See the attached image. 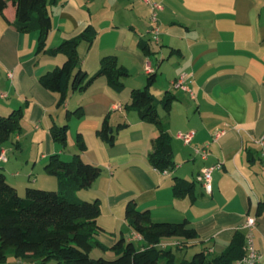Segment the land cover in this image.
<instances>
[{
    "label": "crops",
    "instance_id": "0c3cea01",
    "mask_svg": "<svg viewBox=\"0 0 264 264\" xmlns=\"http://www.w3.org/2000/svg\"><path fill=\"white\" fill-rule=\"evenodd\" d=\"M152 1L160 7L154 10L145 0H58L51 6L48 48L93 26V44L79 45L83 67L92 75L102 57L113 54L130 73L121 92L99 77L86 90L72 91L61 107L58 95L39 77L62 65L66 56L37 52L39 32H19L0 14V113L25 106L22 129L5 143L8 160H0V168L12 167L7 177L20 193L29 185L57 190V178L45 165L55 153L73 158L80 132L87 143L81 156L102 168L92 186L77 193L101 204L98 223L103 230L95 238L107 249L96 246L92 252L98 248L114 254L112 246L122 237L142 242L126 220L127 204L134 199L154 221L188 220L196 228L198 238L179 249L181 239H163L162 246L177 253L205 246L221 253L248 217H256L254 245L259 264H264V214L257 215L264 202V0ZM5 15L16 18L12 2ZM146 41L151 52L141 47ZM151 73L157 78L151 87L157 98L173 94L170 110L159 108L172 135L173 170L161 171L150 162L158 126L125 108L132 90L145 87ZM183 73L190 74L187 83L194 95L173 88ZM78 107L84 115L69 119L67 112ZM108 113L113 126L128 123L115 145L97 133ZM54 122L70 125L66 148L53 139ZM189 131L195 135L187 144L179 134ZM206 146L209 154L204 158L196 148ZM219 162L222 168L214 170L209 193L198 177ZM176 176L195 180L194 194L175 196Z\"/></svg>",
    "mask_w": 264,
    "mask_h": 264
},
{
    "label": "trees",
    "instance_id": "16d2710c",
    "mask_svg": "<svg viewBox=\"0 0 264 264\" xmlns=\"http://www.w3.org/2000/svg\"><path fill=\"white\" fill-rule=\"evenodd\" d=\"M9 2L16 7V18L11 21L5 15ZM58 0H0V13L19 32L38 31L37 52L51 55L63 53L64 63L39 77L40 83L49 91L58 95V107L65 105L72 91L86 90L99 77H105L111 88L121 92L126 87V78L130 75L125 66L119 63L116 55L102 57L100 67L94 74L83 67V57L79 45L87 42L92 45L97 30L87 27L79 36L67 39L59 45L48 48L47 40L53 27L51 6ZM146 52H151L148 41L140 42ZM156 74L151 73L147 84L134 88L131 101L126 103L127 110H135L145 121L156 124L160 130L153 141L149 154L151 164L161 171L173 170L176 163L173 158L172 135L168 123L159 113L163 106L170 110L173 94L157 98L151 90L156 82ZM171 93V92H169ZM84 110L78 107L69 110L67 117H82ZM25 106L13 109L7 114L0 113V153L13 134L22 129ZM110 113L106 114L97 133L109 145H115L120 129L128 126L122 122L113 126ZM70 125L68 122L51 126L53 139L63 148L67 147ZM79 152L73 158L64 159L60 154H52L45 165L47 173L55 176L58 189H46L29 185L21 195L15 185L0 168V264L9 253L18 259L47 264L56 260L57 264H237L247 254V230L239 228L228 247L216 253L205 246L194 253L191 259L178 261L177 251L162 246L165 238H179L176 249L198 238L196 228L188 220L182 222L154 221L148 210L138 208L134 199L126 207V220L133 230L141 235L142 242L127 241L122 237L112 246L114 257L94 258L91 252L99 246L106 250L95 236L103 228L98 223L101 204L97 200H85L78 191L92 186L99 177L102 168L87 162L81 152L87 149L83 135L76 136ZM195 180L176 176L173 192L177 197L194 194ZM264 214V202L258 206L257 215Z\"/></svg>",
    "mask_w": 264,
    "mask_h": 264
},
{
    "label": "built area",
    "instance_id": "2783aa9c",
    "mask_svg": "<svg viewBox=\"0 0 264 264\" xmlns=\"http://www.w3.org/2000/svg\"><path fill=\"white\" fill-rule=\"evenodd\" d=\"M147 3L151 4L152 8L156 10L160 7V4L153 2L152 0H145ZM153 21H156V14H153ZM155 31L158 38L159 28L155 27ZM147 70L149 72H153V68L148 65ZM190 79L189 73H183L181 74L176 80L172 82L173 88H181L186 91H188L190 94L194 95L193 89L191 86L187 83ZM195 135V131H189L180 133L179 136L184 140L185 143H191L193 137ZM197 152L201 153L204 158H206L209 154V147H203V148H196ZM0 160L7 161L8 157L4 150L0 153ZM222 168V163H217L211 166H208L202 170V172L199 174V180H201L204 184V187L207 192L211 193L213 190V172L216 169ZM258 220L256 217H248L247 221L243 225V228L247 230V254L244 256L241 260L237 262V264H259L260 254L256 250L254 245V235L253 230L257 226Z\"/></svg>",
    "mask_w": 264,
    "mask_h": 264
},
{
    "label": "rangeland",
    "instance_id": "374dc122",
    "mask_svg": "<svg viewBox=\"0 0 264 264\" xmlns=\"http://www.w3.org/2000/svg\"><path fill=\"white\" fill-rule=\"evenodd\" d=\"M95 72H93L92 74H94ZM22 125H23V122H22ZM12 157H16V155L12 153ZM1 167H4V166H1ZM1 169L3 171H5L4 170L5 168H1ZM6 171H5L6 174L11 178L10 174H11V171H13L12 167H10V166H8V168L6 167ZM40 182L42 183L43 180L41 179ZM35 187L42 188V186H35ZM24 194H25V190L22 189L21 190V195H24ZM195 252H197V250L196 251L195 250L185 251L184 252L185 254L184 253H180V252L177 253L178 261H181L184 258L191 259ZM91 256L94 257V258H98V257L104 256L106 258L112 259L114 257V254H107L103 250L97 248L93 252H91ZM1 264H40V263H38L36 261H30V260H27V259H22V258L18 259V258H16L14 256L13 253H9L7 259L4 262H2ZM47 264H57V261L56 260H52V261L48 262Z\"/></svg>",
    "mask_w": 264,
    "mask_h": 264
}]
</instances>
